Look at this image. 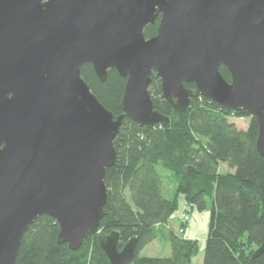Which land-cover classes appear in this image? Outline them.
I'll list each match as a JSON object with an SVG mask.
<instances>
[{"label": "water", "instance_id": "95a60500", "mask_svg": "<svg viewBox=\"0 0 264 264\" xmlns=\"http://www.w3.org/2000/svg\"><path fill=\"white\" fill-rule=\"evenodd\" d=\"M85 62L101 81L110 68L125 77L117 116L81 76ZM152 73L174 115L193 95L247 110L264 156V0H0V264H15L43 214L70 249L99 232L123 117L144 129L169 120L153 107ZM97 237L109 264L132 262L135 236ZM263 252L264 236L252 256Z\"/></svg>", "mask_w": 264, "mask_h": 264}, {"label": "trees", "instance_id": "16d2710c", "mask_svg": "<svg viewBox=\"0 0 264 264\" xmlns=\"http://www.w3.org/2000/svg\"><path fill=\"white\" fill-rule=\"evenodd\" d=\"M159 17L144 28L146 37L156 33ZM219 71L230 81L226 66L220 65ZM81 76L114 116L122 112L125 77L115 68L108 69L101 81L85 62ZM184 84L194 88L192 82ZM149 93L154 109L169 120L144 129L123 117L114 139L115 161L105 169L107 200L99 232L88 234L77 249H70L56 240L55 219L43 214L25 231L15 264H109L97 236L111 230L119 231L120 245L137 238L130 264H192L198 241L168 225L179 196L191 207L209 212L202 264H264V252L252 256L264 236V156L255 146V118L247 110H232L198 95L174 115L155 73ZM232 117L250 119L241 129ZM222 164L226 169H221ZM165 177L171 182L170 190L165 189ZM154 239L167 242L170 255L139 254Z\"/></svg>", "mask_w": 264, "mask_h": 264}, {"label": "rangeland", "instance_id": "374dc122", "mask_svg": "<svg viewBox=\"0 0 264 264\" xmlns=\"http://www.w3.org/2000/svg\"><path fill=\"white\" fill-rule=\"evenodd\" d=\"M250 117H232L231 120L236 124L238 128L244 129L247 127V124L249 122ZM221 169H226V166L224 164L221 165ZM165 189L170 190L171 182L168 179V177H165ZM184 200V198H183ZM182 207V208H181ZM187 211L190 215V220L186 227H189L188 225L191 223L192 214L197 212L198 214V220H196V230H195V236L191 237V239H196L198 241V251L193 256L192 264H202L203 259V247L205 242V237L207 233V226H208V219H209V212L207 210L199 211L195 207H191L189 204H187L184 201H180L178 199V207L177 209L172 213L170 218L172 216L176 217L178 216V223L177 225L173 224L171 225L168 221V225L175 231L178 232L177 228L180 225L179 222V214L181 212ZM195 216L193 215V220ZM169 218V219H170ZM186 230V229H185ZM184 237L186 236V231L181 233ZM139 254L146 255V256H167L170 255V246L167 242H164L162 240L154 239L151 242L147 243L145 246L141 248L139 251Z\"/></svg>", "mask_w": 264, "mask_h": 264}, {"label": "crops", "instance_id": "0c3cea01", "mask_svg": "<svg viewBox=\"0 0 264 264\" xmlns=\"http://www.w3.org/2000/svg\"><path fill=\"white\" fill-rule=\"evenodd\" d=\"M179 200L180 201H184L183 200V196H179ZM182 208V207H181ZM193 215L195 216L194 218H195V220H193ZM192 218H191V223L188 225L189 227H186V236L185 237H187V238H191V237H193V236H195V230H196V220H198V214H197V212L195 213H193L192 215ZM169 223L171 224V225H173V224H175V225H177V224H179L178 223V216H177V218L176 217H174V216H172L170 219H169ZM192 260H193V257H192Z\"/></svg>", "mask_w": 264, "mask_h": 264}, {"label": "built area", "instance_id": "2783aa9c", "mask_svg": "<svg viewBox=\"0 0 264 264\" xmlns=\"http://www.w3.org/2000/svg\"><path fill=\"white\" fill-rule=\"evenodd\" d=\"M189 220H190V215L187 211L181 212L179 214L180 225L177 228L179 233H183L185 231L186 227H183L182 224H188Z\"/></svg>", "mask_w": 264, "mask_h": 264}]
</instances>
